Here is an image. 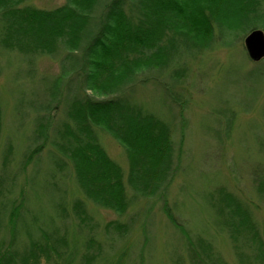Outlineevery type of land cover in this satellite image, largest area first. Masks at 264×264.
Masks as SVG:
<instances>
[{"label":"trees","instance_id":"trees-1","mask_svg":"<svg viewBox=\"0 0 264 264\" xmlns=\"http://www.w3.org/2000/svg\"><path fill=\"white\" fill-rule=\"evenodd\" d=\"M33 1L0 0V78L10 74L15 87L8 128L0 93V147L8 129L0 264H152L156 208L185 244L172 264H229L216 250L223 237L235 264H264L255 212L216 177L193 196L182 186L183 201H170L176 180L189 178L192 66L264 31V0H68L50 10ZM45 58L59 65L57 75H38ZM150 86L168 100L161 114L148 105ZM220 116L230 139L237 112ZM103 134L124 150L127 176ZM253 169L254 197L264 209V158ZM187 202L206 212L210 225L202 232L186 219ZM90 204L120 217L134 213L129 223L103 225Z\"/></svg>","mask_w":264,"mask_h":264},{"label":"rangeland","instance_id":"rangeland-1","mask_svg":"<svg viewBox=\"0 0 264 264\" xmlns=\"http://www.w3.org/2000/svg\"><path fill=\"white\" fill-rule=\"evenodd\" d=\"M67 2L68 0H34L32 5L38 9L50 10L64 6ZM205 59L203 60L205 63L192 66L189 83L191 92L187 95L191 108L186 112L188 129L185 142V166H189V178L183 176L176 180L171 189L170 201L172 205L183 201L182 186L190 196H193L199 193L198 190L203 191L208 188L210 180L216 177V184L227 187L230 192L249 203L261 224L264 239V209L256 202L252 184L253 168L264 158L259 154V145L264 146L262 142L264 141V62L250 61L244 41H237L235 48L218 51ZM58 72L59 65L51 59L45 58L39 62L40 77L54 76ZM27 86L32 88L28 84ZM14 88L10 74L0 78V93L6 104L7 128L14 120ZM146 99L149 107L160 114L163 113V106L168 103L158 86H150L147 89ZM229 109L237 112L230 139L225 137L226 127H223L225 122L220 116ZM222 121L224 123L221 126ZM7 135L8 129L0 147V160ZM219 138L223 139L222 142ZM101 142L109 157L127 176L129 165L121 146L107 134L101 135ZM188 202L197 203L194 199H188ZM188 202L186 219H191L194 229L198 227L201 231L208 221V216L203 208L188 205ZM89 209L95 216V221H100L103 225L113 221L129 223L134 213L131 211L126 216L120 217L116 213L93 207L91 204ZM175 213L180 218L179 213ZM154 216L151 238L152 264H172L169 260H172L174 255L183 257L186 254L184 241L171 226H168L167 219L158 208L155 209ZM181 220L189 227L187 220L182 218ZM206 224L210 225L209 222ZM210 228L216 230L219 227L217 224L214 225L213 221ZM209 231L208 229L207 232ZM134 235L131 236V242L137 241V236ZM218 239H216L217 252L223 255L226 262L235 264L230 240H226V237Z\"/></svg>","mask_w":264,"mask_h":264},{"label":"water","instance_id":"water-1","mask_svg":"<svg viewBox=\"0 0 264 264\" xmlns=\"http://www.w3.org/2000/svg\"><path fill=\"white\" fill-rule=\"evenodd\" d=\"M244 46L248 58L253 63L264 60V31L254 30L244 40Z\"/></svg>","mask_w":264,"mask_h":264}]
</instances>
